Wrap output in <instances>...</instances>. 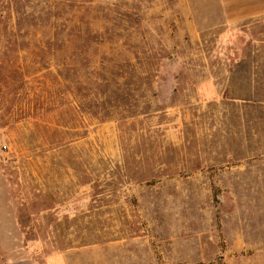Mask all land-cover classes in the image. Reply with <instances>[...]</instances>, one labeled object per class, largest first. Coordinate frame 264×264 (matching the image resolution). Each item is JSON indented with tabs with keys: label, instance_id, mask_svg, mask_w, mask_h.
Here are the masks:
<instances>
[{
	"label": "rangeland",
	"instance_id": "374dc122",
	"mask_svg": "<svg viewBox=\"0 0 264 264\" xmlns=\"http://www.w3.org/2000/svg\"><path fill=\"white\" fill-rule=\"evenodd\" d=\"M183 1L0 0V264H264V16Z\"/></svg>",
	"mask_w": 264,
	"mask_h": 264
},
{
	"label": "crops",
	"instance_id": "0c3cea01",
	"mask_svg": "<svg viewBox=\"0 0 264 264\" xmlns=\"http://www.w3.org/2000/svg\"><path fill=\"white\" fill-rule=\"evenodd\" d=\"M227 3V2H226ZM187 7L189 2L183 1ZM233 14L236 15L235 20H256L259 16H264V0H232L231 1ZM195 36V33H191Z\"/></svg>",
	"mask_w": 264,
	"mask_h": 264
}]
</instances>
